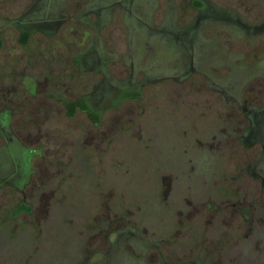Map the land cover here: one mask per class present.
Returning a JSON list of instances; mask_svg holds the SVG:
<instances>
[{
  "label": "rangeland",
  "instance_id": "374dc122",
  "mask_svg": "<svg viewBox=\"0 0 264 264\" xmlns=\"http://www.w3.org/2000/svg\"><path fill=\"white\" fill-rule=\"evenodd\" d=\"M0 34V264H264V0H0Z\"/></svg>",
  "mask_w": 264,
  "mask_h": 264
},
{
  "label": "flooded vegetation",
  "instance_id": "af4514ba",
  "mask_svg": "<svg viewBox=\"0 0 264 264\" xmlns=\"http://www.w3.org/2000/svg\"><path fill=\"white\" fill-rule=\"evenodd\" d=\"M194 5H195V8L197 9V11H198V16H197V18H196V21H198V22H200V19H201V11L206 7V6H208L209 4L206 2V1H201V2H198V3H194ZM16 24H18V25H22V31H21V36H22V39H21V43L23 44V45H26V43H24V33L26 32V31H24L23 29H28L29 28V26H30V24L29 23H22V22H18V23H16ZM259 29H261L260 27H259ZM28 31V30H27ZM27 33H30L31 34V32H27ZM0 36H1V34H0ZM1 38H2V36H1ZM30 39V38H29ZM29 39H28V41H29ZM2 40H3V38H2ZM28 43V42H27ZM3 48V47H2ZM2 50V49H1ZM192 64V63H191ZM40 84V83H39ZM41 85V84H40ZM45 87H48V85L47 86H43L42 87V89L44 90L45 89ZM9 95H11V92L9 91V93H8ZM83 99H86V100H88V102H89V104L95 109V110H97L96 108H97V101H95V100H92V97H91V95H89V96H87V95H83V96H80L79 98H77V99H75V100H73V101H69V102H65L64 103V105H65V107L67 108V110H68V112L70 113V111H71V106H68V104L69 103H72V102H74V101H77V100H83ZM60 100V99H59ZM5 102V103H4ZM4 102H3V104L5 105V107L4 108H1L0 107V120H1V118H2V116L5 114V115H7V117H8V120H13V118L15 117V111H16V108H18V106H22V107H24V105L22 104V103H19L20 102V95L19 94H17V95H13V96H11L10 98H8V97H6V96H4ZM18 104H20V105H18ZM44 108H48V106L45 104V107ZM81 111V110H80ZM81 112H84V111H81ZM90 118V117H89ZM91 119V118H90ZM92 120V119H91ZM253 120H254V117H253ZM10 122V121H9ZM9 122H7L6 124H3V123H1L0 122V137L1 138H3L4 136H6V134H5V132H6V129L7 128H9L10 126H9ZM249 130V129H248ZM251 133L249 134V136H252V132H253V128H251L250 130H249ZM246 138L247 136L246 135H244L243 136V138ZM8 140H10V139H8ZM264 184V183H263Z\"/></svg>",
  "mask_w": 264,
  "mask_h": 264
},
{
  "label": "trees",
  "instance_id": "16d2710c",
  "mask_svg": "<svg viewBox=\"0 0 264 264\" xmlns=\"http://www.w3.org/2000/svg\"><path fill=\"white\" fill-rule=\"evenodd\" d=\"M30 36H31L30 33H27V32L24 33V43L28 42V39L30 38ZM2 47H3V40L0 36V51H1ZM119 97L122 100L138 99L140 97V93L135 92V91L123 90ZM118 100L119 99L117 98V101ZM68 106H71V111H70L71 116L74 115V113L76 111L82 110L89 115V117L92 119V122L94 124L99 125L101 123V113L98 112L97 110H95L89 104L88 100H86V99L77 100V101H74L72 103H69ZM23 211L30 212L31 208L27 204L24 203L18 209L15 210L14 216L18 215L19 213H21Z\"/></svg>",
  "mask_w": 264,
  "mask_h": 264
}]
</instances>
